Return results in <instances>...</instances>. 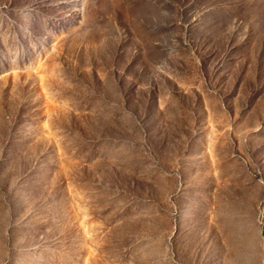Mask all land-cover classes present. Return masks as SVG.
<instances>
[{
    "label": "rangeland",
    "instance_id": "374dc122",
    "mask_svg": "<svg viewBox=\"0 0 264 264\" xmlns=\"http://www.w3.org/2000/svg\"><path fill=\"white\" fill-rule=\"evenodd\" d=\"M0 264H264V0H0Z\"/></svg>",
    "mask_w": 264,
    "mask_h": 264
}]
</instances>
